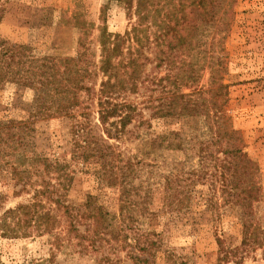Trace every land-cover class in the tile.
Returning a JSON list of instances; mask_svg holds the SVG:
<instances>
[{"label": "rangeland", "instance_id": "374dc122", "mask_svg": "<svg viewBox=\"0 0 264 264\" xmlns=\"http://www.w3.org/2000/svg\"><path fill=\"white\" fill-rule=\"evenodd\" d=\"M229 2L227 25H209L208 33L202 36V51L186 57L193 62V81L191 85L180 84L179 89H206L210 81L206 59L211 56L222 60L223 82L227 84L224 112L238 130L241 147L254 164L258 191L251 216L257 227L250 232L261 238V243L242 236L240 209L229 201L226 188L221 185L216 165L223 155L209 141L207 120L203 116L160 117L152 113L163 90L172 84L166 82L164 89L159 84L157 79L165 69L154 67L155 49L149 46L151 49L143 50L140 57L144 62L142 84L137 92L126 95L127 100L136 103L140 115L126 126L120 139H108L123 163L129 158L124 171L139 198H146L143 211L121 217L119 189L97 176L94 169L98 162L71 158L74 118L37 117L32 121L31 148L68 162L73 170L66 200L78 204L87 194L92 195L96 204L117 216L122 232L109 243L102 239L91 243L88 238L67 232L64 218L60 217L51 233L0 236V264H105L99 261L104 255L111 258V264H264V0ZM133 19L126 16L123 3L115 0H0V45L23 44L29 48L28 54L39 57L73 55L82 34L89 57L97 66V26L104 25L109 32L124 35ZM80 20L89 23L88 32L83 33L77 26ZM132 46L133 42L124 40V52ZM99 79L100 74L97 82ZM36 99L34 86L0 79V119L27 116L28 111L34 110ZM88 110V121L96 123L95 106ZM172 130L179 132L180 148H166L158 143L150 146L151 139L160 140L157 136ZM93 131L100 134V127H93ZM205 145L208 147L204 151L199 149ZM2 148L0 144V155ZM201 154L206 158L204 165L199 161ZM243 178L245 174L238 177L239 186ZM167 187L170 195L186 198L181 208L169 207ZM28 190L21 189L8 171L0 170V193L4 195L0 210L27 202L32 189ZM77 227L83 232L86 225L80 223ZM149 231L160 237L153 245V254L144 249L145 242L135 243L129 238L133 232Z\"/></svg>", "mask_w": 264, "mask_h": 264}, {"label": "trees", "instance_id": "16d2710c", "mask_svg": "<svg viewBox=\"0 0 264 264\" xmlns=\"http://www.w3.org/2000/svg\"><path fill=\"white\" fill-rule=\"evenodd\" d=\"M115 1L123 3L126 16L134 19L124 35L111 33L104 25L97 26V66L89 57L82 34L77 39V51L73 55L39 57L28 54L29 48L23 44L0 45V79L23 81L37 90L34 110L28 111L27 116L0 119V144H3L0 170L8 171L21 189H32L27 202L0 210V236L15 238L35 232L51 233L60 217L64 218L67 232L88 238L91 243L101 239L109 243L122 232L121 225L116 223L117 216L96 204L92 195L87 194L78 204L66 200L73 170L68 162L49 158L31 148L32 121L37 117L65 115L74 118L71 158L80 162L90 159L98 162L94 169L97 176L119 189L121 217L143 211L146 198H139L124 171L129 158L123 163L119 151L108 139H120L126 126L140 115L136 103L127 100L126 95L137 92L142 84L144 62L140 57L143 50L151 46L155 49L154 67L165 69L157 79L159 84L163 89L166 82L172 84L163 90L164 94L152 113L160 117L203 116L207 120L211 133L209 141L218 146L223 155L216 165L222 177L221 185L226 188L229 201L240 209L242 236L261 243V238L250 232L257 227L251 216L252 201L258 191L253 178L254 164L241 147L238 130L232 127L224 112L227 84L223 82L222 60L211 56L204 58L210 69L206 89L192 88L188 92L179 89L180 84L191 85L193 81L190 74L193 62L186 57L201 50L202 36L208 33L209 25H227L231 3L229 0ZM77 26L83 29V33L89 31L86 20H80ZM126 39L133 42V46L124 52ZM90 105L95 106L96 123L88 121ZM95 126L100 127V134L93 131ZM157 137L160 140L151 139V147H156V143L166 148H180L182 145L178 131L172 130ZM207 147L199 146V149L204 151ZM205 159V155L199 156L202 165ZM244 174L239 186L238 177ZM168 187L165 195L167 203L170 201L169 207L181 208L186 198L177 199V196L170 195ZM3 196L0 193V199ZM80 223L86 225L83 232L77 227ZM129 238L135 243L145 242L147 247L144 249L151 254L153 245L160 241L154 231L133 232ZM100 260L111 264L108 255L101 256Z\"/></svg>", "mask_w": 264, "mask_h": 264}]
</instances>
